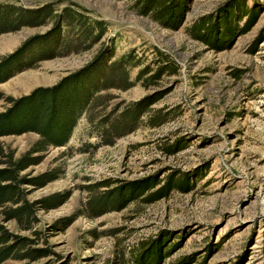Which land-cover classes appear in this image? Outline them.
Listing matches in <instances>:
<instances>
[{
	"label": "rangeland",
	"instance_id": "1",
	"mask_svg": "<svg viewBox=\"0 0 264 264\" xmlns=\"http://www.w3.org/2000/svg\"><path fill=\"white\" fill-rule=\"evenodd\" d=\"M177 4L182 19L163 24L139 0H0L14 20L0 34V114L12 100L65 78L71 89L95 83L121 57L131 81L142 68L153 73L158 51L178 65L151 86L103 91L108 98L79 116L66 145L32 154L40 161L19 173L27 177L23 199L8 206L51 199L34 205L28 223L7 219L0 207L10 242L20 238L3 264H133L134 252L158 240L169 244L160 264H264V0ZM204 16L216 23L217 35L208 36L215 45L187 31ZM146 96H159L152 107L167 121L152 127L147 114H137L127 130L120 120L124 134L105 143L103 117L112 122ZM39 138L34 131L0 135V167ZM178 140L185 147L166 152ZM47 173L54 177L44 184L30 181ZM169 177L184 186L142 200ZM153 180L116 209L109 204L113 210L97 216L86 207L97 194Z\"/></svg>",
	"mask_w": 264,
	"mask_h": 264
},
{
	"label": "trees",
	"instance_id": "2",
	"mask_svg": "<svg viewBox=\"0 0 264 264\" xmlns=\"http://www.w3.org/2000/svg\"><path fill=\"white\" fill-rule=\"evenodd\" d=\"M177 1L178 0H139V5H141L144 12H153L154 17L165 24L164 22L166 19L174 20L176 17H181L182 19V9H180ZM10 17L11 16L2 13V8L0 6V34L14 29V27L11 26L14 24V20ZM212 20L214 19L210 16L201 17L194 21L187 28V31L195 39L207 41L215 45L214 41L208 39L210 33H213V36L214 33L217 35V31H214L216 27L213 26L216 23L212 22ZM15 21L17 22V20ZM99 26V33H104L103 25ZM228 28L230 29V27ZM221 36L222 33L221 35L219 33L218 37ZM221 40L222 38L217 40L216 43H221ZM17 53L18 51L12 54L11 57L15 56ZM157 57L159 62L153 73H151L152 69L150 67L142 68L137 74L135 81L130 80L129 63L125 62L127 61L125 57H121L113 62L107 74L101 76L95 83L91 81L86 83V81L82 79L79 82L85 81V86L74 85V88L71 89L73 86H69V83L65 82L68 78H65L62 80L63 82L61 81L49 87H38L29 95L12 100V108L6 113L0 114V135L22 134L34 131L40 135V138L36 141L28 154L18 159H13L10 155L7 165L0 167V207L5 209L4 213L7 219H17L20 222L28 223L34 213V205L39 203L47 206V202L51 199L38 200L34 203L24 202L19 206H8L10 203L18 204L23 199V190L20 188V185L26 181L27 177H19V173L30 165L40 161V156L34 157L32 154L45 150L49 145H66L77 126L79 116L85 110L94 111L96 106L99 105L103 99L108 98V94H102L103 91H107L111 88L127 89L133 86L135 82L139 81H142L144 86H151L156 84L163 75L176 73L178 71L177 63L170 61L163 52L158 51ZM95 63L85 67L83 72L86 74L90 72ZM123 63L127 66H121ZM0 72L3 73L4 70H0ZM7 74L8 73L3 75L6 77ZM115 76L118 82H115ZM158 99L159 96H146L141 101L132 103V105L122 110L112 122L108 121V118H106L107 116L103 117L100 126L104 127L102 138L105 139V143H112V140L107 139L109 136L115 138L124 134L123 131L119 130L120 126H118V124L120 120H125L123 129H132L136 123L135 119L138 116L137 114H147V122L152 127L164 124L167 121V113L160 108L155 109L152 107ZM131 125L133 126L131 127ZM163 147L168 153H176L185 146H182L181 142L178 140L171 144L166 143ZM2 154L3 150L2 146H0V155ZM53 177L54 175L47 173L33 178L30 181L41 185L53 179ZM156 183L157 182L153 180L140 184L134 183L132 186H128L127 189H121L119 187L107 190L94 196L86 207L88 211L93 212L95 215H101L116 209V207L118 208L120 203L126 199L128 193L131 194L129 196L138 198L141 193L145 190H150ZM183 186V182H176L173 177H169L167 183L163 187L148 192L142 200L147 202L156 201L166 196L172 188ZM109 204L113 205L115 208H106ZM12 236L13 235L8 229L0 222V264H3L12 256V253L17 250L15 248L19 245L20 238L16 236L15 241L11 243L10 240ZM168 245L169 244H166L164 240H158L152 244H148L141 254L134 252L137 261L133 264H160L168 252Z\"/></svg>",
	"mask_w": 264,
	"mask_h": 264
}]
</instances>
